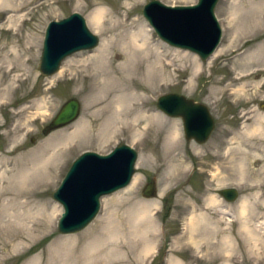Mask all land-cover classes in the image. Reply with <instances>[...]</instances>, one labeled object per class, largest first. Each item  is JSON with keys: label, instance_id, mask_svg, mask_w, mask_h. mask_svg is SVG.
<instances>
[{"label": "rangeland", "instance_id": "obj_1", "mask_svg": "<svg viewBox=\"0 0 264 264\" xmlns=\"http://www.w3.org/2000/svg\"><path fill=\"white\" fill-rule=\"evenodd\" d=\"M146 1L23 0L21 17L12 24L8 14L0 9V45L7 40L26 46L29 37L35 44L28 49L29 62L23 65L25 68L9 71L7 62L0 58V76L4 79L0 86V161L17 163L44 150L51 157L48 184L37 187L35 179H30L12 184L11 188L4 178L0 180V188L4 190L0 193V264H58L62 250L57 243L62 240H65L64 246H73L77 254L86 252L91 245L118 242L111 246L112 259L107 264H173L175 258H180L183 264H264V240L258 241L255 250L250 249L252 246L246 241L252 243V236L242 225V222L250 227L255 225L259 233L264 232V0L217 1L215 14L222 26L220 50L217 53L214 50L216 54L212 53L206 60L161 39L142 15L141 8ZM99 7L105 9L102 19L106 32L99 31L91 20ZM72 11L83 14L99 42L92 48L67 55L59 71L68 59L92 55L113 32H134L145 27L152 44L159 46L171 76L159 79L148 88L146 109L160 115L154 117L149 130L141 133L137 128L136 138L135 128L129 132L120 124L118 129H113L111 122L105 120L107 116L95 111L98 105L91 106L93 92L80 63L67 64L60 74L57 70L45 75L38 69L47 22ZM246 47V55L241 56V49ZM254 52L256 55L251 59L249 56ZM14 74L16 78L11 80ZM167 91H177L209 105L215 126L207 140L186 139L181 117L170 116L158 108L157 95ZM70 96H76L81 103L79 116L47 134L42 133V127ZM105 123L109 129L102 132ZM145 125L143 120L138 126ZM174 130L178 131V139L171 143L169 135ZM121 142L131 144L138 151L132 176L140 177L136 187L133 189L131 178L125 187L101 197L98 213L84 228L60 232L57 219L63 208L52 192L71 161L83 150L105 153ZM4 168L0 163V170ZM151 178L155 179L156 194L144 197L141 187ZM226 186L237 187L236 199L230 201L220 196L218 189ZM19 187L36 191L32 196L12 198L11 191ZM212 196L215 202L210 204ZM26 198L31 205L40 200L50 206L58 205L55 217L50 218L51 229L33 234L25 246L17 245L18 240L7 243V233L23 225L19 223L20 214H27L26 209L31 207L21 202ZM244 202L249 208L245 217H238ZM144 205L149 208L147 223L143 222V230L136 232L134 213ZM201 216L203 227L197 243H191V217ZM224 234L229 235L235 246L229 260L219 251L222 250L219 239Z\"/></svg>", "mask_w": 264, "mask_h": 264}, {"label": "water", "instance_id": "obj_2", "mask_svg": "<svg viewBox=\"0 0 264 264\" xmlns=\"http://www.w3.org/2000/svg\"><path fill=\"white\" fill-rule=\"evenodd\" d=\"M217 1L167 4L161 0H148L142 5L141 12L161 39L193 51L206 60L221 39V25L215 14ZM98 42V35L89 28L79 11L51 19L45 26L38 69L42 74H52L67 55L83 48H92ZM156 104L164 113L181 117L186 139L204 142L215 126L208 105L183 93H161L156 98ZM80 109L79 99L76 96L68 97L42 127V133L47 134L75 120ZM137 156V149L126 142L113 146L106 153L87 149L77 155L52 192V197L63 208L57 219L58 230L74 232L90 223L100 209L101 197L129 184ZM156 191L153 178L141 187L144 197H152ZM218 193L226 200L238 197L235 186L221 187Z\"/></svg>", "mask_w": 264, "mask_h": 264}, {"label": "bare ground", "instance_id": "obj_3", "mask_svg": "<svg viewBox=\"0 0 264 264\" xmlns=\"http://www.w3.org/2000/svg\"><path fill=\"white\" fill-rule=\"evenodd\" d=\"M22 3L23 0H0V9L8 14L7 18H10L9 22L11 24L15 22L16 19L21 17L19 13L22 8ZM103 15H105V9L104 7H99L92 13L91 20L99 31L106 32L107 27L103 22ZM121 24L124 25L125 22ZM22 44H14L11 41L6 40L0 45V58L4 59L5 62H7L9 71L25 68L23 65L28 64L29 62L28 49L32 48L35 45L34 41L32 40V37H29V39H27L25 43L27 45L25 46L24 44ZM158 47L159 46H157L156 44H152V38L149 37L148 31L145 27H141L139 30L134 32L128 30L119 31L116 33L113 32L107 39V41H104L92 55L81 59L66 60L63 68L60 71L58 70V73H62V71L66 68V65L73 63V61L80 63L79 66H82L83 70L86 71V74L84 76L89 79V89L93 92L92 97L89 101L91 106L98 105L95 107V111L102 112L107 116L105 120L111 122V128L118 129V127H120V124H122L121 128L129 130V132L130 130L136 129L134 133L135 135L137 132H139L137 128H139L141 133L143 132L142 130H149V128L152 127L154 117L160 115L157 112H150L148 109H146V105L148 102L147 94L149 92L148 88L153 87V85L159 79H162L164 77L170 78L171 76L168 71V65L163 61L161 52L158 50ZM218 47L219 45L217 46V48ZM217 48L215 49V51L217 50L216 53L220 50V47L218 49ZM247 50L248 47L241 49V56L246 55ZM255 55L256 52L251 53L249 57L251 59H254ZM15 75L16 74L13 75L11 80L16 78L14 77ZM2 80L4 79L0 76V86L2 84ZM139 85H141L142 87H139ZM143 120L146 121V125L141 128L138 125H140ZM108 129L109 128L106 123L101 127L102 132H106V130ZM108 133H111V131ZM177 133L178 131L176 130L170 133L169 140L171 143L172 141L176 143L178 139ZM50 158L51 157L47 155V150H44L39 152L32 158H23L17 163H12L11 161L3 159L0 161V163L3 164L5 168L3 170H0V180L4 178L3 181L7 182V184L9 183L11 185V188L12 184H21L22 182L29 181L30 179H35V185L37 187L40 185L48 184L50 183V179H48L51 169V167L48 165V161ZM40 176H42V178ZM139 180L140 177L138 175L133 178V181L131 180L133 189L136 187ZM3 191V188H0V193ZM35 191V188L26 190L19 187L11 191V196L12 198H17V196L24 194L32 196ZM21 202H24L27 205L30 204L28 198H26L25 200L22 199ZM214 202L215 198L214 196H212L209 200V203L212 204ZM241 207L242 208L239 209L237 213L238 217H245L249 207L247 204H245V202L241 205ZM16 209H18V207ZM58 209V205L51 204L50 206L45 200L33 201L31 207L26 209L27 214H20L22 220L19 221V223L23 222V225L19 224L20 227L17 230H12L10 234L7 233L5 242L8 243L12 240H18L17 245L25 246L27 242H29V240L32 238L33 234L38 232H45L51 229V224L49 223L50 218L52 220L55 217ZM148 209V206L144 205L135 211L134 228L136 229V232H140L143 230V222L147 223L146 217L147 215H149V213L147 214ZM255 214L257 215V213ZM12 216H14V213L12 214ZM201 219H203L202 216L199 218L191 217L189 224L190 228L187 227L186 229V231L188 230V228L192 230L190 231L191 233L189 236L191 243H197V237L199 235L198 233H200L199 230L203 227L202 225L204 224L202 223ZM244 223L245 222H242L243 228L248 229V233L252 236L253 240L252 243L249 240L246 242L252 246L250 247V249L253 248L255 250V248H257L258 241L264 240V232H262L263 234H261L259 233L257 226L252 225V227H250V224L248 225ZM109 230L111 233L110 236L111 238H113L112 226L109 227ZM209 231L211 232V230ZM203 238H205V236ZM219 241L222 245V250H218L222 252L226 260H229V253L235 247L232 245L233 240L229 237L228 234H224L223 236H221ZM63 243H65V240H62L61 243H57V247H60L62 250V258L60 259L58 264H85L89 262H92L91 264H105L107 261L112 259L111 252L113 247L111 248V246H116L118 244V242L110 241V244L100 243L91 245L88 250H86V252L77 254V252L73 249V246H64ZM215 247L213 249H216ZM150 248L152 249V247ZM206 249L207 248L204 249V252ZM203 255L204 254H202L201 256ZM173 264L183 263L180 258H175L173 259Z\"/></svg>", "mask_w": 264, "mask_h": 264}]
</instances>
